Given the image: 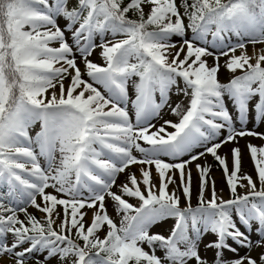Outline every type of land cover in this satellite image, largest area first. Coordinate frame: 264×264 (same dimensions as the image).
I'll return each instance as SVG.
<instances>
[{"label":"snow or ice","instance_id":"obj_1","mask_svg":"<svg viewBox=\"0 0 264 264\" xmlns=\"http://www.w3.org/2000/svg\"><path fill=\"white\" fill-rule=\"evenodd\" d=\"M257 44L264 0H0V264H210L205 235L211 264H264L250 254L264 249V145H246L255 179L239 147L231 168L218 154L264 138L246 127L250 112L264 121ZM172 89L187 104L173 106ZM209 154L229 197L196 163L193 206L189 165ZM168 219L167 235L151 231Z\"/></svg>","mask_w":264,"mask_h":264},{"label":"rangeland","instance_id":"obj_2","mask_svg":"<svg viewBox=\"0 0 264 264\" xmlns=\"http://www.w3.org/2000/svg\"><path fill=\"white\" fill-rule=\"evenodd\" d=\"M72 2L74 3V0H72ZM70 6H71V4H70ZM60 23L63 26L64 21L61 20ZM68 35L70 37V34H68ZM175 39H178V38H175ZM233 39H235V38H233ZM255 47H256V51L257 52H259L261 49H264V45H261V44H257ZM247 50H248V53L251 55L252 52H253V46L251 44H249ZM237 54H239V53H237ZM93 56L99 57L98 51L93 53ZM207 59H208V62L210 64L213 62L211 57H208ZM78 60H79V58H78ZM99 60H101V59L99 58ZM223 60H224V58L221 59V64H223ZM85 78H87V77H85ZM229 78H230V73H228L222 67L221 70H220V73H219V79L222 82H227ZM181 87H183L182 84H181ZM180 101H183L184 104H187L186 98L182 94H180V95L175 94V89H172V92L170 93V102H171V104L173 106H175V104L177 102H180ZM228 107H229V111L233 114V117L235 119L236 118V110H235L234 106L231 103H229ZM162 115H163V119H168V120H172V121H176L178 119L176 116L171 114L170 109L167 108V107H165L162 110ZM162 122H163L162 120L159 121V123H162ZM159 123L157 124V126H159ZM236 126H237V128H239L240 124L237 123ZM246 127H247L248 130L255 131L257 133H264V121H260V122L255 121L254 113H252V112L249 113ZM38 130H39V125L37 124L33 128L32 134L34 135L35 131H38ZM169 130L171 131V129H169ZM248 143H252L253 145H256V146H262V145H264V138L245 136L243 138H238V143H237V146H236V147H239L241 149V152H242V165L244 166L242 171L244 173H248V174L253 175V178L255 179L254 165H253V162H252V160L250 158L249 151H248V149L246 147V145ZM226 145L229 146V144H226ZM226 145H224V146H226ZM224 146L221 147L218 150V154L221 155L222 157H227V161H228L229 167L231 168V165H232V160L231 159H232V157H231L230 149H228V148L225 149ZM202 150L203 149H197V151H202ZM134 154H136V153H134ZM212 159H213L212 156L209 154V155H206L205 157H202L200 160L194 162L193 164L189 165V167L191 168V171H192V179H193V189H192V193H193L192 203H193V206H195L196 203H197V195H198V189H199V177H198L197 170H196V167H195L196 163H200L202 165L206 164V165L210 166V177L212 179H214L215 182H216V190H217V192L219 193V192L222 191L223 192V196L225 198L229 197V190H228V187L226 185V181H225L223 170H222L221 166L218 164V162L217 161L214 162ZM140 167H141L140 165L131 166L130 171H136L137 174L139 175L138 169ZM126 175H127V173H121V174L118 175V177H117V185H119L120 183H122L125 180ZM153 176L155 177V170L154 169H153ZM177 183H179L178 178H177ZM173 187H174V185H170V189L173 188ZM117 190L118 189L116 187L113 188V191H117ZM48 191H52V189H48ZM205 195H206V197L210 196V188L205 193ZM129 199H130L131 203L138 205V201L136 199H134V198H129ZM106 204H107V207H108L109 214L112 215L114 218H117L116 217V213H115L114 208H113V202L110 199L106 198ZM183 205H184V199H183V196L181 194V206H183ZM29 211L32 212L33 214H35L37 217H40L42 215V213L38 212L36 209L31 208V207H29ZM90 218H91V211H89L88 217H86V220L90 221ZM173 224H174V220L168 219L167 221L159 223L156 226H154L151 229V231L152 232H160V233H162L164 235H167L169 233L170 227ZM255 227H256L255 224H253L252 229H251V239H252L253 242H255L256 240L259 239V237L255 233ZM241 230L242 231L245 230L243 226H241ZM101 235H103V233H101ZM214 238L215 237H213L212 235H205L202 238V242L200 244V254H201L202 257L207 258L209 260L210 264H211L212 259L214 258V251L215 250L214 249H205L204 245L208 241L213 240ZM229 243L231 244L232 241L229 240ZM232 246L238 248V252H239L240 256H244L246 253L249 252V250L247 248L239 247V246H237L235 244H233ZM261 252H264V249H261L259 247L253 246L252 249H251L250 254L253 257H258ZM158 254H160V253H158ZM224 255H225L226 258H235V254L231 253V252H228V251H225ZM52 264H56V261L53 260ZM193 264H194V262H193Z\"/></svg>","mask_w":264,"mask_h":264},{"label":"bare ground","instance_id":"obj_3","mask_svg":"<svg viewBox=\"0 0 264 264\" xmlns=\"http://www.w3.org/2000/svg\"><path fill=\"white\" fill-rule=\"evenodd\" d=\"M99 58L100 57H95V56H91L90 57V59H92L93 61H95V62H97V63H101L102 61L101 60H99ZM81 68H82V70H83V65H81ZM229 144V146L228 145H226V146H224L225 147V149H231V148H233V147H236L237 146V143H228ZM232 160V159H231ZM243 166V165H242ZM244 168V166L242 167V169ZM221 195H223V192L221 191V192H219Z\"/></svg>","mask_w":264,"mask_h":264},{"label":"trees","instance_id":"obj_4","mask_svg":"<svg viewBox=\"0 0 264 264\" xmlns=\"http://www.w3.org/2000/svg\"><path fill=\"white\" fill-rule=\"evenodd\" d=\"M212 158H213L212 160H213L214 162H216V160L214 159V157H212Z\"/></svg>","mask_w":264,"mask_h":264}]
</instances>
